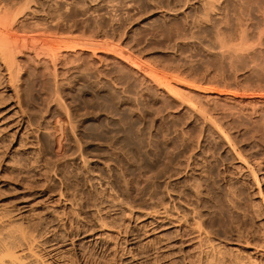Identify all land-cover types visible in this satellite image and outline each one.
Listing matches in <instances>:
<instances>
[{"label": "rangeland", "instance_id": "1", "mask_svg": "<svg viewBox=\"0 0 264 264\" xmlns=\"http://www.w3.org/2000/svg\"><path fill=\"white\" fill-rule=\"evenodd\" d=\"M69 1L59 0L49 4L54 8L48 7L54 11L60 6L56 8L60 14H56L63 24L59 20L58 33L71 25L76 40L73 34L70 39L64 37L65 32L51 37L69 39L64 41L66 45L72 39L82 43L101 40V50L110 45L128 51L134 66L145 69L141 72L219 95L208 103L200 102L189 90H177L185 106L193 105L217 129L192 118L184 108L177 110L170 102L167 106L148 90L120 93L122 89L107 81V75L98 78L84 66L89 75L80 68L59 75L64 76L62 81L58 77L51 80L55 76L39 70L43 64L34 66L20 58L22 77L15 84L30 123L22 133L14 132L15 126L4 129L0 124V221L6 224L0 225L1 239L11 241L22 230L27 239H41L35 242V251L43 264H58L63 257L67 262L94 263L101 259L102 250L92 256L89 249L79 253L71 244L79 242V228L89 223L96 233L117 235L92 221L104 205L100 210L107 221L125 223L127 238H133L123 245L128 251L123 248L115 261L123 254L124 258L134 256L131 264H264V55L253 53L258 46L257 26L221 23L217 12L206 11L207 0ZM69 19H74L73 25ZM2 70L0 67V81L4 80ZM5 83L0 84V110L14 99L8 97ZM235 99L244 104H236ZM168 111L173 115L166 118ZM216 130L225 137L221 134L224 138H220ZM253 176L259 179L258 185ZM125 197L136 207L122 203ZM74 198L77 204L72 202ZM146 204L148 210H141ZM154 204H160L157 213H152ZM165 204L172 213L170 209L164 214ZM173 210L181 216L174 211L173 217ZM61 235L64 239L58 240ZM169 242L176 243L175 255L165 250Z\"/></svg>", "mask_w": 264, "mask_h": 264}, {"label": "bare ground", "instance_id": "2", "mask_svg": "<svg viewBox=\"0 0 264 264\" xmlns=\"http://www.w3.org/2000/svg\"><path fill=\"white\" fill-rule=\"evenodd\" d=\"M59 0H0V67H2V77L4 78L3 83H5V81H7L6 87L4 88L6 89L7 93H10L8 95V97H10V99H13L12 103L8 104L4 109L0 110V121L3 123L2 126L4 127V129L6 128H11L12 126H15V130L14 132L17 133V131L21 132L23 128L27 127L25 125L29 124L30 120L28 119L30 115L27 116V114L25 113V110L23 109L22 106V102H21V96L18 95V93H20V90H18L17 88H19L18 83L17 85L15 84V81L17 80V78L22 77L19 76L20 72L23 70V65L20 61V58H25L29 61H31V63H36L41 67V64H43V66L41 68L43 69H39V70H47L44 71L47 74V76H52L55 78H51L50 79H57L56 77L60 78V81H62L64 78V76L70 75L67 72L70 73V70L75 71L76 69L82 68L81 66H84L86 69L88 68V70L92 69L91 74H95L97 75L98 78H100V76L102 74L107 75L106 79L107 81L112 82V84H114V86L118 87L119 90L121 91L120 93H123V90L126 91V89H129L135 93H142L145 90H148L149 93H152L156 96H160L163 99V102L169 106V103L167 104V102L173 103L174 108L176 107L177 110H181L182 108H184L187 113H190L191 116L194 115V117L192 118H196V120L198 119L199 121H201L202 123H204V125H214L212 128L217 129L215 126V123L211 122L210 120H208L207 116L199 113V111H196V109L193 108L191 106H185L184 102L181 101V99L178 97V92L177 90H189V92L196 97L200 102H211L214 101L216 98H219L220 96L215 94V93H205L202 91L197 90V88H192V87H188L189 89H187L182 83L178 82V81H166L163 80L162 78H160V76H156V75H148V72H141L142 70L145 69H141L134 66L133 64V59L131 57V55L129 54L128 51H123L121 49H119L120 51H118V48H113L111 49V46L109 45L107 50H101L100 48V42H103L100 40L99 41H95V40H87L85 42H80V41H74L72 39L71 43H68L66 45V40H68V42L70 41V37L74 36V30H71L73 33H71L70 26H68V24L66 23L67 21H65V23L67 24V30L64 31L63 29L66 27H62L63 29H61L63 32H65V36L66 38L69 39H64V41H61L62 39L58 38V40H56L57 34L58 32H60V26H59V20L60 18L62 19V17H59L58 15V11L56 10V8L58 9V7H56L55 9L52 10H56L51 11L49 9L48 6L51 7V5L53 4V2H58ZM69 1V0H68ZM74 1V0H73ZM72 1V2H73ZM71 2V0L69 1ZM52 3V4H51ZM68 3V2H67ZM74 3V2H73ZM72 3V4H73ZM51 4V5H49ZM59 4V3H58ZM57 4V5H58ZM70 4V3H68ZM71 4V5H72ZM56 6V4H54ZM66 5V9L68 8ZM72 6H70L71 8ZM54 8V7H53ZM69 8V9H70ZM65 9V8H64ZM105 9V8H103ZM68 10V9H67ZM215 10V11H214ZM206 11L210 14L212 12H217L218 13V18L221 21V23L228 25L229 23H248V24H254L255 26H257L258 32H257V40H258V46H255L253 48V53L256 56H260L261 54L264 55V0H207V8ZM57 12V14H56ZM69 12V10H68ZM66 14V13H65ZM61 16V15H60ZM70 16V15H69ZM70 18V17H69ZM65 20V19H64ZM74 20V19H73ZM73 20L70 22V19L68 21V23L70 22V24L73 23ZM96 20V19H95ZM98 20V19H97ZM63 22V21H62ZM86 22V21H85ZM61 23V20H60ZM64 23V24H65ZM63 23H61L62 25ZM74 24V23H73ZM72 24V25H73ZM86 24V23H85ZM87 25V24H86ZM102 25V24H101ZM84 26V25H83ZM89 26V25H88ZM103 26V25H102ZM72 27V26H71ZM85 27V26H84ZM103 28V27H102ZM88 29V28H87ZM92 29V28H91ZM105 30V29H103ZM62 33H58V34H62ZM67 32H70L68 34H66ZM76 32V30H75ZM30 33V35H28ZM32 33V35H31ZM55 33V34H54ZM21 34V35H20ZM49 34H51L49 36ZM56 35L54 37H56L55 39L53 37H51L52 35ZM69 34H73L71 36H69ZM85 34V33H84ZM21 37H20V36ZM98 36L100 34H97ZM19 36V37H18ZM105 36V35H103ZM72 37V38H73ZM97 37V36H95ZM102 37V35L100 36ZM77 38V37H76ZM78 39V38H77ZM92 39V38H91ZM100 38L98 37V40ZM103 39V38H101ZM76 40V39H75ZM82 40V39H81ZM63 42V43H61ZM108 44V42H107ZM102 47V46H101ZM105 47V46H104ZM252 49V48H251ZM65 63H64V62ZM138 62L135 60V63ZM140 63V62H138ZM64 64V66H63ZM137 64V63H136ZM142 65V64H139ZM34 66H37L34 64ZM143 66V65H142ZM144 67V66H143ZM45 68V69H44ZM85 68H82L84 72ZM145 68V67H144ZM34 69H37L34 67ZM33 69V70H34ZM81 69V70H82ZM86 70V71H88ZM35 71V70H34ZM85 71V74L87 73ZM36 72V71H35ZM39 72V71H38ZM41 72V71H40ZM39 72V73H40ZM89 72V73H90ZM95 72V73H94ZM37 73V72H36ZM43 73V72H41ZM63 73V74H60ZM67 73V75L65 74ZM80 73V72H79ZM89 73H87V75H89ZM38 74V73H37ZM45 74V73H44ZM44 74H42L44 77H46ZM52 74V75H50ZM34 75V74H33ZM36 75V74H35ZM59 75H64V76H59ZM83 75V74H82ZM81 75V76H82ZM94 75V77L96 76ZM104 75L102 77H104ZM42 76V78H43ZM73 76V75H72ZM76 76V75H75ZM74 76V77H75ZM80 76V75H79ZM91 76V75H90ZM6 77V78H5ZM71 77V76H70ZM77 77V76H76ZM89 77V76H88ZM93 77V75H92ZM101 77V78H102ZM2 78V79H3ZM41 78V75H40ZM62 78V79H61ZM85 78V77H84ZM97 78V79H98ZM20 79V78H19ZM39 79V78H38ZM86 79V78H85ZM92 79V78H91ZM105 79V78H104ZM21 80V79H20ZM67 80V79H66ZM83 80V79H82ZM90 80V79H89ZM102 79H100L101 81ZM0 81V82H2ZM19 82V80H17ZM16 81V82H17ZM71 82V80H69ZM84 81V80H83ZM54 82V81H53ZM67 82V81H66ZM87 82V81H86ZM85 82V83H86ZM99 82V80L97 81ZM104 82V81H102ZM101 82V83H102ZM0 83L1 86H3L4 84ZM49 83H52L51 81H49ZM56 83L58 84V81H56ZM60 83V82H59ZM63 83V82H61ZM90 83V82H89ZM3 84V85H2ZM53 84V83H52ZM44 85V84H43ZM91 85V84H90ZM54 86V85H53ZM60 85H57V90H59L60 87H58ZM104 86V85H103ZM106 86V85H105ZM21 87V86H20ZM48 87V86H46ZM52 87V86H51ZM55 88V87H52ZM98 87V86H97ZM49 88V87H48ZM46 88V89H48ZM63 88V87H62ZM96 88V87H95ZM103 88V87H102ZM116 89V88H115ZM49 90V89H48ZM56 91V90H53ZM52 91V92H53ZM117 89V92H119ZM49 92V91H48ZM59 92V91H56ZM54 93L53 94H57L58 93ZM51 93V91L49 92ZM96 93V92H95ZM62 94V93H61ZM93 94V93H92ZM119 94V93H118ZM117 94V95H118ZM13 95V96H12ZM97 96V95H96ZM7 97V98H8ZM20 97V99H19ZM117 97V96H114ZM122 97V96H121ZM5 98V97H4ZM4 98H2L3 102L6 101L4 100ZM6 99V98H5ZM9 100V99H8ZM211 100V101H210ZM113 101V100H112ZM117 101V100H116ZM2 102V103H3ZM115 102V100H114ZM113 102V103H114ZM233 102H235L236 104L238 103V105L244 104L243 100L241 99H235ZM112 103V104H113ZM207 103V104H208ZM241 103V104H239ZM262 104H264L263 102H261ZM260 103V104H261ZM206 104V103H204ZM172 105V106H173ZM4 106V105H3ZM166 106V107H167ZM262 106V105H261ZM118 107V104H117ZM111 108V106H110ZM171 108V107H168ZM166 108V109H168ZM173 108V107H172ZM26 109V108H25ZM49 109V108H48ZM122 109V108H121ZM262 109V107H261ZM119 110V109H118ZM117 110V111H118ZM183 110V109H182ZM184 110V111H185ZM199 110V109H198ZM111 111V110H110ZM120 111V110H119ZM123 111V110H122ZM121 111V112H122ZM175 111V110H174ZM264 111V110H263ZM262 111V112H263ZM202 112V111H200ZM173 112L168 111V113L166 114V118L170 117ZM117 114V113H116ZM121 114V113H120ZM123 114V113H122ZM264 114V113H263ZM264 116V115H263ZM209 117V116H208ZM14 118H17L16 120H14ZM71 118V117H70ZM210 119V117H209ZM72 120V119H71ZM168 120V119H167ZM195 120V121H196ZM74 121V120H72ZM210 123H209V122ZM70 122V121H69ZM212 123V124H211ZM222 123V122H221ZM72 125V123H70ZM31 125V124H30ZM33 125V124H32ZM203 125V126H204ZM219 126H221L220 124H218ZM29 126V125H28ZM1 127V126H0ZM3 127H1L3 129ZM224 127V126H222ZM222 127L220 129H222ZM8 128V129H9ZM204 128V127H203ZM219 128V127H218ZM13 129V127H12ZM27 130V129H26ZM208 130V127H207ZM211 130V129H210ZM225 130V128H224ZM227 130V129H226ZM229 130V129H228ZM25 130L23 129L22 132H24ZM220 133V138L222 134L220 131L221 130H216L215 132ZM223 131V130H222ZM21 132V133H22ZM210 132V131H209ZM212 132V131H211ZM210 132V133H211ZM229 132V131H228ZM13 133V132H12ZM20 133V134H21ZM28 133V132H27ZM214 134V132H213ZM222 134V135H221ZM227 134V133H225ZM212 135V134H211ZM218 135V134H217ZM215 134V136H217ZM24 136V135H22ZM219 136L217 137V139H219ZM228 136V135H227ZM223 137V136H222ZM225 137V135H224ZM223 137V138H224ZM214 138V137H213ZM216 138V137H215ZM226 139V138H225ZM228 139V137H227ZM226 139V140H227ZM229 140V139H228ZM59 143V141H58ZM61 143V142H60ZM229 143V142H228ZM62 144V143H61ZM217 144V143H216ZM60 145V144H59ZM227 145V144H224ZM230 146V145H229ZM59 147V146H58ZM230 149V148H229ZM230 153V152H229ZM242 156V155H241ZM244 158V157H243ZM83 161V160H82ZM240 161V160H239ZM241 161H245L241 160ZM84 162V161H83ZM247 162V161H246ZM246 164V163H245ZM87 165V164H86ZM248 166H250L249 164H247ZM108 166V165H107ZM242 166V165H241ZM112 168V167H111ZM246 168V167H245ZM117 169V168H116ZM251 169V168H250ZM247 170V169H246ZM112 171V170H111ZM250 171V170H249ZM86 172V171H85ZM251 174H253V171L251 172ZM255 177L257 175H254ZM253 176V177H254ZM254 177V178H255ZM255 180L259 181V179ZM168 181V180H167ZM255 181V182H256ZM258 181L255 183L257 184ZM146 183V181H144ZM163 183V182H162ZM168 183V182H167ZM259 184V183H258ZM257 184V185H258ZM170 184H168L169 186ZM148 186V185H147ZM126 188V187H125ZM148 190V189H147ZM74 191V190H73ZM126 191V189H125ZM129 191V190H128ZM75 192V191H74ZM82 192V191H80ZM79 192V193H80ZM118 192V191H117ZM130 192V191H129ZM142 193V192H141ZM70 194V193H69ZM155 193H153L154 195ZM76 194H73V197ZM124 195V194H123ZM150 195V194H149ZM148 195V196H149ZM78 196H76L75 198H80ZM83 196V195H82ZM125 196V195H124ZM129 196V195H128ZM144 196V194H143ZM152 196V195H150ZM155 196V195H154ZM158 196V195H157ZM75 198L73 200H75ZM84 198V197H82ZM129 198V197H128ZM146 198V197H145ZM150 198V197H149ZM157 198V197H156ZM72 199V198H71ZM147 199V198H146ZM160 199V198H158ZM73 203L77 202L76 200L73 201ZM85 200V199H84ZM95 200V199H94ZM102 199H100L101 201ZM122 200V199H121ZM149 200H153V199H149ZM148 200V201H149ZM156 200V199H155ZM153 200V201H155ZM69 201V200H68ZM71 201V200H70ZM80 201V200H79ZM103 201V200H102ZM101 201V202H102ZM106 201V199H105ZM114 201V200H113ZM120 201V200H119ZM123 201V202H122ZM120 202L125 203L126 206H128L129 208H134L136 207L135 203H132L131 201H129L126 197L124 200H122ZM96 204H98L97 202H99L98 200L95 201ZM93 202V203H95ZM112 202V201H111ZM116 201H114L115 203ZM118 202V201H117ZM181 202V201H180ZM113 203V202H112ZM174 203V201H173ZM77 204V203H75ZM74 204V205H75ZM80 204V203H79ZM90 205V203H88ZM96 204H94V207L96 206ZM103 204V203H102ZM104 204H106L104 202ZM110 204V203H109ZM157 204V202H156ZM161 204V203H160ZM158 204V205H160ZM175 204V203H174ZM171 205V206H174ZM85 204V208L87 209V206ZM101 204H99L98 206H100ZM108 205V204H107ZM112 205V204H111ZM116 205V204H115ZM118 205V204H117ZM124 205V204H122ZM158 205L156 207H158ZM166 205V204H165ZM104 206V205H103ZM102 206V207H103ZM151 206V205H150ZM180 207V205H178ZM100 207V209L102 208ZM106 207V206H104ZM118 207V206H117ZM127 207V208H128ZM149 205L146 204L144 206L141 207V210H148V209H144V208H148ZM155 204H154V211L152 209V213L156 212V208ZM170 207V206H169ZM177 207V206H176ZM175 209H178L176 208ZM76 208V207H75ZM82 208V207H80ZM99 208V207H98ZM111 208V207H110ZM113 208V207H112ZM116 208V207H115ZM140 208V207H138ZM150 208H153L150 207ZM156 208V209H155ZM164 208V214H166V212H170L171 208H168V205H166V207ZM92 209V208H90ZM94 209V208H93ZM96 208V215L94 213H92V215H95L92 218V221L101 229L103 230H107V231H115L117 233V235L115 237L113 236H108L107 232L106 234H104L103 232L99 233L93 229V227H89L91 225V223H87L89 226L87 227L82 225L81 228H79V233L77 234L78 236H80L79 242L75 243L73 242L71 245H73V248L77 251V252H85L86 250H90V254L92 255L93 252H96L97 250H102L101 253L103 252V255L101 256L100 252V257L101 259L99 261H96L94 263H91L93 261L89 262H84L86 261V259L83 261V264H131L130 260L133 261L132 257L134 256H130V258L123 256H120V261L116 260L114 256H116L117 254H121L122 251H125V247H123V245L127 244L128 239L131 238H127L126 234H127V228L122 222H118L115 223L111 222L109 223L105 217L104 214H101V210ZM114 209V208H113ZM137 209V208H136ZM135 209V210H136ZM160 209V208H158ZM81 210V209H80ZM133 211L134 209H129V211ZM150 210V209H149ZM163 210V209H162ZM182 210V209H181ZM107 211H111L110 209H107ZM130 211V212H131ZM158 211V210H157ZM174 211H178V210H173V215L172 213V209H171V215L174 217V215L176 213H174ZM118 212V211H116ZM149 212V211H148ZM163 212L161 210H159L158 213ZM185 212V211H184ZM108 213V212H107ZM129 213V212H128ZM178 216L179 215V211L177 212ZM149 214V213H148ZM169 214V215H170ZM112 215V214H111ZM168 215V214H167ZM168 215V216H169ZM114 216V215H113ZM132 216V215H131ZM167 216V217H168ZM185 216V215H184ZM184 216H182L183 218H185ZM171 217V216H169ZM73 218V217H71ZM71 218L69 220H71ZM111 218V217H110ZM165 218V217H164ZM180 218V217H179ZM181 218V219H183ZM40 219V218H39ZM66 219V218H65ZM85 219V217H84ZM89 219V218H87ZM187 219V217H186ZM195 219V218H194ZM64 220V219H62ZM154 220V219H153ZM156 220V219H155ZM168 220V219H167ZM175 220V219H174ZM173 220V222H174ZM180 219H178V222ZM6 221V220H5ZM44 221V220H43ZM65 221V220H64ZM68 221V220H67ZM73 221V220H72ZM87 221V220H85ZM161 221V220H159ZM163 221V220H162ZM63 223V221H61ZM70 224L71 222L68 221ZM77 223V221H74ZM81 222V221H80ZM151 222V221H150ZM183 222V221H182ZM61 223V224H62ZM86 223V222H85ZM120 223V224H119ZM176 223V221H175ZM183 223H188L187 221L183 222ZM5 224V222H3L2 220L0 221V225ZM64 224V223H63ZM62 224V226H63ZM66 225H68V223L65 222ZM152 224V223H150ZM180 224V223H179ZM197 224V223H196ZM6 225V224H5ZM4 225V226H5ZM74 224L72 223L71 226ZM199 225V223H198ZM3 226V227H4ZM69 226V225H68ZM70 226V227H71ZM129 226V225H128ZM171 226V225H170ZM189 226V225H188ZM95 227V228H98ZM153 227V226H152ZM156 227V226H155ZM167 227V226H165ZM201 227V226H200ZM199 226L197 227L198 229H201ZM6 228V227H5ZM50 228V227H49ZM64 228V227H63ZM67 228V227H65ZM77 228V227H76ZM74 228V229H76ZM98 228V229H99ZM130 228V227H129ZM180 228V227H179ZM186 228V226H185ZM12 229V228H11ZM71 230L73 229L72 227L70 228ZM154 229V228H151ZM156 229V228H155ZM198 229H194L192 231L198 230ZM20 230V229H19ZM78 230V229H77ZM102 230V231H103ZM160 230V229H159ZM175 230V229H174ZM187 230V229H186ZM203 230V229H202ZM15 231V230H14ZM100 231V230H98ZM152 231V230H151ZM158 231V230H157ZM182 231V230H181ZM189 231V230H188ZM201 231V230H200ZM19 232V231H18ZM25 232V231H24ZM78 232V231H77ZM133 232V231H132ZM131 232V236L133 235V233ZM187 232V231H186ZM191 232V231H190ZM198 232V231H197ZM20 236H18L16 234V237L14 235V237L11 239V241H7V239H5L3 241V239H1L2 237H0V264H43L41 258L39 257V254L36 253L35 251V247L37 246L35 242H37L38 239L33 238V240L31 239H27L29 237H25L24 233H22V230H20ZM35 233V232H34ZM76 233V232H75ZM129 233V231H128ZM165 233V232H164ZM163 233V234H164ZM170 233V231H169ZM195 233V232H194ZM194 233H191L194 234ZM199 233V232H198ZM196 233L197 235H200ZM206 233V232H205ZM14 234V233H13ZM26 236H30L29 233L26 232ZM29 234V235H28ZM136 234V233H135ZM168 234V233H167ZM183 234V233H182ZM188 234V233H187ZM76 235V234H75ZM170 235V234H168ZM186 235V234H185ZM204 235V234H203ZM7 236V235H6ZM31 236H34L33 234ZM30 236V237H31ZM43 236V235H42ZM61 236H58V240ZM161 236V235H160ZM190 236V235H189ZM195 236V238H197ZM35 237V236H34ZM77 237V236H76ZM134 237V235H133ZM167 237V236H166ZM165 237V238H166ZM169 237V236H168ZM180 237V236H179ZM182 237V236H181ZM186 237V236H185ZM36 238V237H35ZM55 238V237H54ZM63 238V237H62ZM184 238V237H183ZM187 238V237H186ZM64 239V238H63ZM133 239V238H132ZM135 239V238H134ZM137 239V238H136ZM169 239V238H168ZM182 239V238H181ZM201 239V238H199ZM41 240V239H39ZM38 240V241H39ZM62 240V239H61ZM186 240V239H183ZM188 240V239H187ZM191 240V239H189ZM196 240V239H195ZM52 241H55L52 240ZM170 241V240H169ZM193 241V238H192ZM199 241V240H198ZM131 242V240H130ZM132 242L134 243V240H132ZM200 242V241H199ZM59 242H54L53 244L58 245ZM61 243V242H60ZM186 243V242H184ZM52 245V244H51ZM54 245V246H55ZM179 246V245H178ZM182 246V245H181ZM185 247H190L189 244H185ZM199 246V245H198ZM53 247V246H50ZM165 250H168L169 252H172L174 248H176V243L175 242H169L166 245H164ZM183 247V246H182ZM123 248H125L123 250ZM56 249V248H55ZM127 250V249H126ZM176 250V249H175ZM174 250V251H175ZM128 251V250H127ZM185 251V250H184ZM89 252V251H88ZM130 252V251H129ZM108 253V254H107ZM123 253V252H122ZM173 253V252H172ZM84 254V253H83ZM89 254V253H88ZM112 254V255H110ZM119 254V255H120ZM141 254V253H140ZM175 255V253H173ZM95 255V254H93ZM92 255V256H93ZM131 255V254H130ZM78 256V255H77ZM97 256V255H95ZM128 256V255H127ZM169 256V255H168ZM63 256H61L62 258ZM83 257V255L81 256ZM89 256L87 255V258ZM118 257V256H117ZM122 257V258H121ZM64 258V257H63ZM60 259L58 262V264H82V263H78L80 260L77 261V259L75 260V262H71L74 260H70V262L64 260V259ZM78 258V257H76ZM86 258V257H85ZM91 257H89L88 259H90ZM93 258V257H92ZM99 258V257H98ZM177 258V256H176ZM184 258V257H183ZM182 258V259H183ZM119 259V257H118ZM175 259V258H174ZM95 261V260H94ZM172 261V260H171ZM175 263V262H174ZM173 263V264H174ZM223 263V262H222ZM172 264V263H171Z\"/></svg>", "mask_w": 264, "mask_h": 264}]
</instances>
